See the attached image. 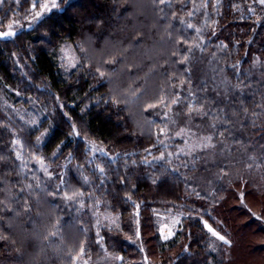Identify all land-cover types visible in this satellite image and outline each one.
I'll list each match as a JSON object with an SVG mask.
<instances>
[{"label":"trees","instance_id":"1","mask_svg":"<svg viewBox=\"0 0 264 264\" xmlns=\"http://www.w3.org/2000/svg\"><path fill=\"white\" fill-rule=\"evenodd\" d=\"M44 1L0 4V32L21 26L0 38V264H97L105 252L119 264H226L234 212L264 234L247 202L264 199V5L148 0L147 22L132 0H60L36 19ZM65 42L81 58L68 74L56 58ZM28 100L38 124L18 115ZM170 121L212 135L209 162L158 158ZM96 205L119 227L97 231ZM160 213L182 216L168 243ZM204 221L230 241L218 257Z\"/></svg>","mask_w":264,"mask_h":264},{"label":"rangeland","instance_id":"2","mask_svg":"<svg viewBox=\"0 0 264 264\" xmlns=\"http://www.w3.org/2000/svg\"><path fill=\"white\" fill-rule=\"evenodd\" d=\"M59 1L60 0H55L57 5L55 8L59 7ZM52 3L53 0H45L43 2V4H48L51 10L54 9L51 7ZM132 5L135 8V15L141 16L142 20L152 22L154 19L156 21V17L153 16L148 6V0H132ZM50 11L41 7L36 13L39 12L42 13V15H35V17L36 19L40 18ZM19 29H21L19 23L12 24L11 31L16 33ZM8 30L9 28H7L5 31ZM160 46L161 44L157 45V47L153 48V51L158 50ZM56 58L60 67V71L64 74L72 72L78 68L81 63L79 51H77L75 46L69 42H65L59 47L56 52ZM17 109L18 115L23 120L33 125L38 124L43 118L40 107L32 100H28L25 105L21 104ZM167 117H171V114H167ZM162 129H164L165 132L162 134V152L158 158L163 157V159H166L170 162L174 161L182 165L197 166L209 162L210 160L208 159L212 158L215 143L213 141L212 135L207 131L198 130L191 126H175L171 128V121L169 124H166V126L164 125ZM44 137L45 133L41 134L39 137V142H42ZM207 137H211L210 142L206 140ZM206 144L209 146H205ZM181 149H183V151H181ZM94 150L96 153H102V149L96 148ZM247 202L250 203L249 207L251 210L257 213L259 217L264 219V199L262 198L261 200H257L253 197H250L247 199ZM233 215L237 218L235 219L237 222H233L229 219H227V222L234 232V237L236 239L232 250L233 257L226 264H264V247L260 245L261 241L264 240V234L258 232L256 227L248 225L244 226V222L246 220L244 215H239L235 212ZM94 217L97 231H99L102 227H119L120 222L118 218L111 213L102 211L99 209L98 205L95 206ZM181 218L182 216L180 213H160L156 215L155 221L157 224V230L160 235V240L163 243L172 241L176 236ZM176 221H178V223ZM242 224L243 227L241 226V229H237V226ZM207 225L211 226L212 229L218 232V230L209 223H207ZM161 229H163V232H161ZM169 229H171L173 235L165 240L163 239V235H166ZM209 233L211 235V240L209 243L210 249L218 257L219 250L223 242L213 236L211 232ZM65 242L67 246L70 247L77 245L79 242L78 231L74 228L68 229L65 234ZM117 257H122V259H117ZM123 259L124 258L122 255L105 252L104 257L97 264H119Z\"/></svg>","mask_w":264,"mask_h":264},{"label":"snow or ice","instance_id":"3","mask_svg":"<svg viewBox=\"0 0 264 264\" xmlns=\"http://www.w3.org/2000/svg\"><path fill=\"white\" fill-rule=\"evenodd\" d=\"M3 2H4V0H0V4H2ZM156 2H158V3H160V4H164V3H166V2H170V0H156ZM253 2H254V3H257V2H258L259 4L264 5V0H253ZM206 5H207V0H205V6H206ZM36 7H37V0H33V3H32V9L35 10ZM40 7H42V8L45 9V10H48V11L51 10V9L49 8L48 4H41ZM51 7H53V8L57 7V5H56V3H55V0H53V3H52V5H51ZM36 15H37V16H40V15H42V13H39V12H38V13H36ZM188 15L191 16L192 13L189 12ZM187 26H188L189 28H193V27H194V25H192V24H188ZM8 28H9L8 31L0 32V38L11 37V36H14V35L16 34L14 31H11V28H12V25H11V24L8 25ZM197 31H199V30H197ZM197 47H198V45H197ZM171 103H172V104H176V103H178V100L174 99V100L171 101ZM166 104H167V102H166L163 98H161V99H160V105H166ZM156 106H158V105H149V107H156ZM193 111H197V112H199V111H201V109H198V108H190V109H189V114H191V112H193ZM164 132H165V130L162 129V130H161V134H164ZM75 134H76V135H79L78 132H76ZM38 139H39V138H38ZM206 140H208V141L210 142L211 137H207ZM17 143H19V142L17 141ZM205 146H209V145L206 144ZM181 151H183V149H181ZM17 155L19 156V154H17ZM162 158H163V157H161V159H162ZM38 162H39V163L41 164V166L43 167V165H44V161H43L42 159H40ZM44 170L47 171L46 168H45ZM100 171L103 172V169H100ZM77 195H79V194H77ZM66 198H67V199H73V197H71V196H67ZM137 207H138V206H137ZM176 222L178 223V221H176ZM205 226L208 228V231L211 232V234H212L213 236H215L218 240L222 241V242L225 243V244H229V243H230V241H228L223 235H220L218 232H216L214 229H212L211 226L207 225V222H205ZM161 232H163V229H161ZM136 235L138 236V235H139V232H137ZM172 235H173V233H172L171 229H169L168 233H167L166 235H163V239L167 240V239L170 238ZM83 253H84V249L81 248V250H80V255H83ZM76 259L79 260V259H80V256H77ZM117 259H122V257H117ZM85 264H87V261H85Z\"/></svg>","mask_w":264,"mask_h":264}]
</instances>
